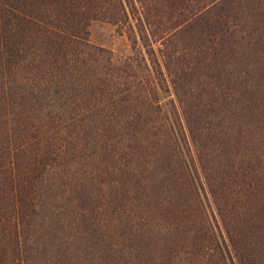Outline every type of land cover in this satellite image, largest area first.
Masks as SVG:
<instances>
[{
    "label": "trees",
    "instance_id": "1",
    "mask_svg": "<svg viewBox=\"0 0 264 264\" xmlns=\"http://www.w3.org/2000/svg\"><path fill=\"white\" fill-rule=\"evenodd\" d=\"M195 1L179 32L204 44L160 48L168 114L156 0H0V264H264V0ZM135 4L149 58L117 65L88 26Z\"/></svg>",
    "mask_w": 264,
    "mask_h": 264
},
{
    "label": "rangeland",
    "instance_id": "2",
    "mask_svg": "<svg viewBox=\"0 0 264 264\" xmlns=\"http://www.w3.org/2000/svg\"><path fill=\"white\" fill-rule=\"evenodd\" d=\"M153 4L150 5L151 10H152V15H153V22H150L153 25V30L155 32V37L148 36L152 41H151V46L152 48L155 50L154 53L156 52V54L159 57L160 60V64H159V70L162 71V74H160L158 71H154L151 68L152 73L154 74V76L156 77V80H158V82L160 84H162V86H167L169 88L168 91H165L164 89L158 87V95H159V101L160 104L163 107L164 111H167V113L169 114L170 110H171V103L170 100L173 99L175 101L176 104H178L177 102V97L173 91V87L172 84L170 82V77L169 74L167 72L166 67L164 66L163 62L161 61V52H160V48L163 45V39L168 36L169 34L173 33L172 35H174V33L176 35V37H178L180 39V43L184 44L185 47L188 46H194L197 45V47H200L204 44V41L207 39L206 34L204 33L205 31H202V29L204 28L203 23L204 22H199L198 26L196 27V32L197 33H189L188 32H179V28H181V26H183L182 23L185 24V22H182L183 17H187L190 14V10H192V8L194 7V9H198L197 5H196V1L195 0H156V3L154 4V2H152ZM137 5V7H132V9H128L127 13H128V18L127 20H117V21H112L109 18H104V17H98V18H94L90 21V24L88 26V30H89V41L92 42L95 45L101 46L109 51H111V56H112V60L114 64L120 65L124 62V60L128 57L131 56H135L136 53H138V55H144L147 58H149V54L147 53V47L145 46V44L143 43L141 37L139 36V24L141 23L139 20V10H141L140 5L139 4H135ZM202 6H204L201 1H199V8H201ZM139 9V10H138ZM141 15V14H140ZM107 16V15H106ZM109 17V16H107ZM142 17V15H141ZM188 23V22H187ZM186 23V25H187ZM184 27V26H183ZM201 27V28H200ZM185 29V28H184ZM133 30V33H132ZM151 33V31H150ZM131 34H135L137 36V41L133 42V39L130 37ZM150 39H149V43H150ZM195 47V46H194ZM200 57V59L203 58V55L200 54L198 56L195 57V55L192 57V59H194V61H197V58ZM191 59V58H190ZM150 61V59L148 60ZM190 61V60H189ZM196 84H194L195 86ZM192 93V91H188ZM211 97H207L206 95L203 96V98L201 97V99L198 101L199 105L197 107L194 106L193 108V116H195V118H199V120L201 121L202 118L205 119V117H203V114L201 112L202 109H204V107L209 103ZM195 114V115H194ZM204 122V121H202ZM133 141H135L134 137L131 138H127V144L129 145H133ZM125 144V145H127ZM137 146V145H136ZM135 146V147H136ZM139 148V146L137 147V149ZM123 149V148H122ZM121 149V150H122ZM216 161L217 157L215 154V157H213ZM105 163H111L110 159H108ZM214 164V163H212ZM131 173V172H130ZM125 176H128V174H126ZM124 178V177H123ZM68 179L65 178V181H67ZM78 181V180H77ZM144 181V179H143ZM61 182V180H60ZM99 184H101V182H99ZM144 185V183L139 184V187H141L139 194L140 196H144V197H148L147 195L143 194V190L145 188H143L142 186ZM199 186V185H198ZM199 191H200V195L204 201L205 204V208L206 210H208L209 216H210V221L211 223H213L214 226V230L215 232H217V234L219 235L218 232V228L216 227V224L214 223V216L217 218L218 221H220V215L218 213L217 207L215 206L214 202L211 199L210 195L208 196V200L206 197H204L202 190L200 189L199 186ZM143 194V195H142ZM152 194V195H151ZM153 192H151L149 195H151L150 197H153ZM156 197L152 200V210L154 211V214H156V210H155V206L158 204V201L160 200L161 204L164 200V202H167V198L164 197L166 196L162 189L161 192H158L157 194H155ZM180 196V195H179ZM182 196H180L181 198ZM177 206L176 209L177 212H180V209L183 208L187 201L183 200V198L177 199ZM131 204H137L138 203V199H136L135 201H131ZM212 210V211H211ZM197 216L199 218H201V216H199L198 213H196ZM221 223V221H220ZM162 228V227H160ZM222 231H224L223 227H222ZM159 233H162L161 230L159 229ZM180 236H178L179 238V242L178 244H180ZM173 239V236L168 238ZM176 239L174 238L171 242H174ZM195 242H199L198 240H196ZM200 244V243H199ZM183 256H177L174 259V263L175 264H183V262L186 261V257Z\"/></svg>",
    "mask_w": 264,
    "mask_h": 264
}]
</instances>
